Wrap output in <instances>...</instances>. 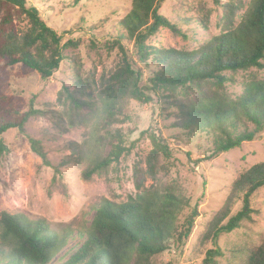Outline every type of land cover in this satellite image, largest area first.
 Instances as JSON below:
<instances>
[{
    "label": "trees",
    "instance_id": "obj_1",
    "mask_svg": "<svg viewBox=\"0 0 264 264\" xmlns=\"http://www.w3.org/2000/svg\"><path fill=\"white\" fill-rule=\"evenodd\" d=\"M80 0H74L77 4ZM163 0H133L132 9L118 25V35L110 41L109 49L118 48L121 60L117 67L101 78L99 93L102 108L93 98L91 84L76 77L73 85H64L57 101L63 106L53 112L57 122L69 119L73 127L90 122L96 112L99 123L91 137L82 143L72 142L70 155L73 162H88L83 177L90 180L96 173L109 168L113 162L131 152L125 145L121 132L110 134L108 144L112 148L102 154L106 142L100 130H108L111 124L124 114L127 101L148 103L151 97L141 85L142 74L134 68L125 40L134 41L138 59H149L161 64L150 82L153 90L192 89L195 98L177 107L182 128L189 134L205 133L214 145L213 154L230 151L244 142L252 141L264 131V79L251 75L242 82V93L232 98L226 89L228 82L236 79L228 73H238L253 68H264V0H253L239 24L233 28L237 5H226V31L214 37L207 45L192 51L175 48L159 49L147 44L149 37L161 28L186 37L182 29L160 13ZM219 3L220 0H214ZM25 18L28 29L23 31L18 20ZM62 35L49 26L40 16L38 7L28 0H0V69L21 64L36 70L42 79H48L60 68L65 59V46H77L74 40L61 43ZM34 97L27 109L20 95L8 94L0 82V158L7 152L2 135L16 128L25 132V124L33 117L45 116L50 111L34 106ZM252 125V129L248 126ZM242 128V129H241ZM108 132V131H107ZM153 148L147 156L148 173L155 175L165 166L160 156L169 158L171 150L153 132L145 131ZM31 150L53 166L55 174L62 177L59 166L52 165L40 140L29 137ZM94 141V147L91 142ZM65 161L63 164H67ZM168 170L167 168H165ZM137 192L124 201L101 200L85 231L86 238L77 250L61 264H155L154 258L186 240L199 215L193 208L180 222L182 213L190 207V201L169 186L165 191L146 186L143 170L135 167ZM264 187V161L255 163L233 181L222 208L207 224L201 240L213 242L215 248L206 252L202 264H215L221 254L217 240L223 233L242 227L254 212L251 200L255 192ZM238 202L241 209L232 214ZM83 235V231L78 232ZM71 231L64 234L52 231L44 220L31 221L22 215L7 211L0 213V264H50L56 254L65 247ZM243 264H264V233L261 244L247 254Z\"/></svg>",
    "mask_w": 264,
    "mask_h": 264
},
{
    "label": "rangeland",
    "instance_id": "obj_2",
    "mask_svg": "<svg viewBox=\"0 0 264 264\" xmlns=\"http://www.w3.org/2000/svg\"><path fill=\"white\" fill-rule=\"evenodd\" d=\"M28 1L36 5L41 18L62 35V44L74 40L78 45L64 47L65 59L48 79H42L36 70L21 64L0 69V82L5 92L20 95L24 100L23 109L28 108L34 97L35 107L50 111L45 116L31 118L25 124L24 133L13 128L2 135L9 150L0 158V213L7 211L31 221L44 220L60 235L66 230L71 231L67 244L50 263L61 264L84 242L95 207L102 199L120 202L136 194L134 170L140 167L146 186L160 191L172 186L177 194L190 201V207L180 217L181 223L193 208L199 213L190 236L182 244L173 245L170 250L157 255L155 264H202L207 250L215 248V244L204 243L201 237L207 224L224 205L231 184L248 167L264 161V131L240 147L214 155L211 138L200 132L189 134L182 128L177 115V107L193 100L195 92L182 87L153 90L150 79L161 64L152 59L142 62L136 55L134 41L125 40L134 68L142 74L141 85L146 87L145 92L151 100L148 103L127 101L125 115L119 116L108 130H100L107 139L101 148L102 154L110 152V134L118 131L123 134L131 152L113 162L108 169L94 174L90 180L84 179L88 162H73L70 143H82L91 137L94 126L99 123L96 112L90 122L69 127L68 118L59 123L52 111L63 110L57 101L58 93L64 85L74 87L77 76L91 84L93 98L101 110V78L108 76L121 60L118 48L110 50L109 43L118 35V25L132 9L133 0H80L77 4L74 0ZM231 2L238 7L234 28L253 0H220L219 3L214 0H163L160 13L176 22L186 37L161 28L149 37L147 44L159 49H199L226 31V5ZM18 26L26 31L29 25L23 17L18 20ZM228 75L236 82H228L226 89L232 98H236L242 93V82L251 75L264 79V68L235 74L229 72ZM248 127L253 128L252 125ZM145 131L162 137L169 146L171 156L161 155L159 160L168 170L159 169L155 175L148 173L146 160L153 143L147 133L142 134ZM29 137L41 141L52 165L60 167L62 177L55 174L53 166L44 165L41 157L31 150ZM91 143L94 147V141ZM65 161L69 162L63 164ZM251 205L254 210L251 218L239 229L218 238L221 254L216 256L215 264H243L247 254L261 244L264 187L255 192ZM241 206L238 202L232 214ZM80 230L83 235L78 233Z\"/></svg>",
    "mask_w": 264,
    "mask_h": 264
}]
</instances>
